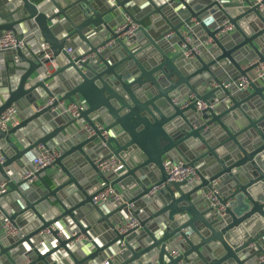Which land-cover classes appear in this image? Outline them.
Wrapping results in <instances>:
<instances>
[{
	"label": "clouds",
	"instance_id": "9594fccd",
	"mask_svg": "<svg viewBox=\"0 0 264 264\" xmlns=\"http://www.w3.org/2000/svg\"><path fill=\"white\" fill-rule=\"evenodd\" d=\"M28 2L0 41V264H264V0Z\"/></svg>",
	"mask_w": 264,
	"mask_h": 264
},
{
	"label": "water",
	"instance_id": "95a60500",
	"mask_svg": "<svg viewBox=\"0 0 264 264\" xmlns=\"http://www.w3.org/2000/svg\"><path fill=\"white\" fill-rule=\"evenodd\" d=\"M122 2H123V0H121V3ZM12 3H14V0H0V15H5L8 18V20L11 21L10 23H7V24H0V33L3 30L12 29L13 24L16 23V21L13 20L12 12L8 11V7ZM96 5L98 8H101V9L104 7L102 0H96ZM25 7L27 9H30L31 12L33 14H35L36 8L34 7V5L32 3L28 2V0H25ZM197 7H199V5H197ZM181 12H184V10L181 9ZM184 14L187 15V13H184ZM21 19H23V16H21ZM38 19L40 20L42 25L45 24V18H44V15L42 13L38 17ZM89 19H91V17H89ZM99 19H100L99 12H97L96 20L99 21ZM57 30H59V26H57ZM44 33H45V36L47 37V39L52 41V44L54 47L63 43V41L56 40L52 36V34L49 32V30L46 26L44 27ZM6 50L8 51L9 58H11L13 49H6ZM20 55L22 58H24V54L22 51H20ZM35 66H36L35 64L32 65V67H35ZM170 66H171V61L168 62V65L164 66V70L168 71ZM148 75L150 76L151 73H149ZM161 79H163V78H161ZM80 87L84 91L85 95H87L89 97V99H91L93 101L94 104L101 102V101L106 102L107 93H105V95H101L100 90L93 84L91 79L86 78L84 83L82 85H80ZM161 91H165V90L161 89ZM176 91L180 92V91H182V88H178V89H176ZM13 95H16V94L13 93ZM149 95H151V93H149ZM207 95H211V93H208ZM205 98H207V97H205ZM146 110H147V105L142 104L139 101H137L136 106L133 107L131 109V111H129L125 115L121 116L120 119H122L124 124L130 130L133 131V134L135 135V137L138 140H140L142 143H145V145L147 146L148 142L150 140L154 139L155 133L158 129V125L149 123L147 120H145L144 123L146 124V127L143 129V131L136 132V130H135L136 126L140 124L141 120L144 117ZM17 127H19V125H17ZM0 134H2V133H0ZM149 151H154V149L150 147ZM177 207H178V205L174 201L172 204V208L175 210ZM192 211L195 212V208H193ZM197 215H199V214L197 213ZM216 235H219V233H216Z\"/></svg>",
	"mask_w": 264,
	"mask_h": 264
},
{
	"label": "built area",
	"instance_id": "2783aa9c",
	"mask_svg": "<svg viewBox=\"0 0 264 264\" xmlns=\"http://www.w3.org/2000/svg\"><path fill=\"white\" fill-rule=\"evenodd\" d=\"M9 30V29H8ZM4 32L5 30H3L1 33H0V41H2L4 39ZM7 49H12L10 46L7 48Z\"/></svg>",
	"mask_w": 264,
	"mask_h": 264
},
{
	"label": "crops",
	"instance_id": "0c3cea01",
	"mask_svg": "<svg viewBox=\"0 0 264 264\" xmlns=\"http://www.w3.org/2000/svg\"><path fill=\"white\" fill-rule=\"evenodd\" d=\"M7 51V50H6ZM11 52V51H10ZM7 53H8V51H7ZM6 82V81H5Z\"/></svg>",
	"mask_w": 264,
	"mask_h": 264
}]
</instances>
